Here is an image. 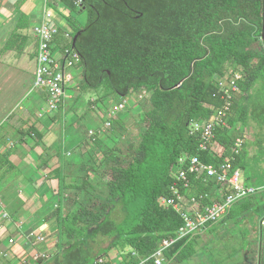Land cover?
<instances>
[{"label":"trees","instance_id":"trees-1","mask_svg":"<svg viewBox=\"0 0 264 264\" xmlns=\"http://www.w3.org/2000/svg\"><path fill=\"white\" fill-rule=\"evenodd\" d=\"M27 1L15 3L18 14L10 20L1 55L21 56L30 45L37 49L30 18L21 12ZM56 1L73 12L66 22L73 38L79 34L75 48L82 57V86L103 88L119 98L141 91L150 96L143 103L144 132L137 144L128 146L129 157L124 160L112 149L104 152L107 166L99 175L106 197L95 194L87 174L68 181L62 168L52 170L60 189L56 209L45 218L54 221L58 233L50 264H95L113 248L125 254L124 264H141L162 240L176 237L183 225L177 212L162 205L182 157L199 155L204 163L222 164L232 156L236 138L244 137L235 135L238 124L244 131L249 124L256 126L254 145L264 148V0ZM77 12L86 13L84 24L76 19ZM63 38H56L60 47L66 45ZM236 70L244 76L238 83L243 95L233 106L228 127L218 129L213 146L202 152L200 140L189 134L190 125L208 120L222 105L215 78L230 77ZM16 135L20 141L44 137L34 126ZM13 153H0V199L9 217L18 222L25 202L13 192L17 183ZM233 166L247 172V185L264 186L259 174L249 175L252 165L245 147ZM68 191H75V197L66 198ZM182 191L203 197V205L216 202L225 192L203 178L193 179L191 190ZM65 201L73 209L65 211ZM118 208L120 221L111 216ZM100 239L111 240L109 249L100 247ZM186 243L177 242L165 257L179 259Z\"/></svg>","mask_w":264,"mask_h":264},{"label":"crops","instance_id":"crops-1","mask_svg":"<svg viewBox=\"0 0 264 264\" xmlns=\"http://www.w3.org/2000/svg\"><path fill=\"white\" fill-rule=\"evenodd\" d=\"M16 1L0 0V47L11 30L10 20L18 14ZM54 5L59 8L56 12L57 23L67 27L66 18L73 12L59 1H56ZM42 11L41 0H28L21 9V12L30 18L32 34L33 25L42 19ZM30 47L32 48V45ZM26 52L19 56V60L26 55ZM36 55L37 49L34 48L32 50L33 60H36ZM109 99L110 101L105 100L102 103V107L100 105L97 107L104 121L106 114L103 107L106 103L114 104L121 98L113 96ZM44 100L45 98L41 96L32 99L26 106L20 108L18 113H13L9 117H4L5 113L0 108V119L2 118L0 121V153L14 152L10 159L15 167V175H17V183L13 192L17 194L16 198H22L25 202L22 217L18 222H14L0 199V264H50V259L57 252L56 224L53 220L46 221L45 218L56 209L58 204L59 181L55 179V173L52 170L60 167L65 176L66 171L63 156L57 151L54 152L53 148L50 150L45 146L58 143L51 137H46L47 125L55 123L49 117H39L42 110L40 103ZM32 105L37 106L40 111ZM30 126H34L44 134L42 140L27 138L20 141L19 138L12 140L9 136L15 135L20 130L28 129ZM244 173L247 172H243L245 179L247 174L245 176ZM251 174L258 176L254 171L249 173L250 176ZM259 176L262 175L259 174ZM263 189L264 186L254 196L237 203L220 222L208 225L202 233L187 241L179 259L166 257L164 264H264V230L259 226L260 219L264 218V193L260 192ZM191 197L188 196V199ZM257 207L260 214L256 215L257 230L254 231L253 236L248 234L245 238L240 233L234 232L233 230L241 225L244 229L251 228L248 217L255 212ZM226 230L232 232L224 237ZM216 237H222L226 242V247L218 248L217 245H213ZM117 253L118 250H111L107 256L109 259L114 258ZM214 253L219 257H214ZM219 253L223 256L222 259ZM38 256L39 258L36 259Z\"/></svg>","mask_w":264,"mask_h":264},{"label":"built area","instance_id":"built-area-1","mask_svg":"<svg viewBox=\"0 0 264 264\" xmlns=\"http://www.w3.org/2000/svg\"><path fill=\"white\" fill-rule=\"evenodd\" d=\"M43 11L42 19L33 25V36L37 41L36 70L34 88L45 94L46 108H42L39 117H55L57 112H65L67 104V90L73 87L78 89L76 79L82 75L83 65L80 53L73 47L74 38L68 27H63L56 21V12L59 10L56 0H41ZM78 7L81 1L76 3ZM63 36L66 45H57L56 38ZM244 78L240 70H236L230 77L227 75L216 76L218 86L217 95L222 105L215 109L213 115L208 120L192 122L190 125V136L200 140L199 150L209 151L213 146L216 131L228 127V119L232 115L233 106L236 100L243 95V91L238 83ZM146 92V91H144ZM71 97V96H70ZM69 97V98H70ZM73 97V96H72ZM121 99H125L120 97ZM93 108H97L93 106ZM105 122L102 128L108 129L112 126L114 119L119 118L125 105L119 103L110 107H105ZM64 115V114H63ZM103 132L91 131V135L99 137ZM245 147V137L238 136L232 148V156L226 158L222 164L214 165L204 163L199 155L182 157L179 160L178 169L173 171V182L169 190L170 195L162 199L165 208L177 212L183 220V225L177 232V236L162 240L158 249L149 257L142 259L141 264L153 263L164 264L165 252L181 240H191L202 233L208 225L215 224L224 219L233 207L250 196H254L260 188L246 184L241 169H235L233 161L240 155ZM176 168V167H175ZM175 170V169H174ZM203 178L205 183L215 182L222 186V191L216 202L203 205L196 196L188 199L183 193L190 191L193 179ZM259 226L264 230V218L259 221ZM13 242L12 240L10 241ZM108 254L98 256L95 264H124L125 254L119 252L116 257L109 259ZM135 256V253H133ZM36 257V259H38Z\"/></svg>","mask_w":264,"mask_h":264},{"label":"rangeland","instance_id":"rangeland-1","mask_svg":"<svg viewBox=\"0 0 264 264\" xmlns=\"http://www.w3.org/2000/svg\"><path fill=\"white\" fill-rule=\"evenodd\" d=\"M76 19L84 24L87 19L86 13L77 12ZM32 50H34L33 46L27 49L26 55L23 56V58L20 57L21 60H19V56L13 52L7 53L6 55L0 54V64L2 63L0 65V108L5 113L4 117H9L13 113H18L19 109L26 106L32 99L39 98L40 96L43 99L45 98L43 97V92L34 88L36 61L32 58ZM82 79V75L76 79L78 89L73 87L67 90V104L65 112L63 113L64 115L61 110L57 112L56 116L53 118L46 116L55 123L54 125H47L45 129H48L46 131V137H51L56 140L58 144L45 146L49 147L50 150L53 148L52 150L54 152L57 151L63 156V163L65 165L66 178L68 181L75 178L81 180V178L87 174L88 181L94 188L95 194L100 197H106V184L99 175V171L104 170L107 166L104 152L108 149H112L124 160L129 157L128 146L137 144L144 132L142 120L146 108L143 107V103L150 95L147 92L141 91L125 99H118L114 104H110V102L106 103L103 108L117 105L118 102H121L125 105V109L119 114V118L113 120L111 127L104 129L102 126L105 121L102 120L103 117L98 113L99 108H93V106L98 107L100 105L102 107V103H104L105 100L110 101L107 97L111 94H107L103 88L98 90L84 88L81 83ZM70 96H73V98L70 99ZM111 97L113 96L111 95ZM97 99L100 100L99 104L96 103ZM40 104L42 108H46L47 106L45 100L43 102L41 101ZM32 106L37 109V111H40L37 106ZM45 121L48 123L47 119ZM114 123H117V126H115ZM99 124H101V126ZM238 127H240V124H238L235 129V135L242 134L245 137V150L249 154L252 171L262 175L261 177L264 178V148L254 145L257 141L256 135L259 129L253 124H249L246 131ZM98 129L103 131L99 134L98 138L95 137V135H91V131L96 133ZM11 138L12 140H16L18 139V135L15 137L11 135ZM32 138L37 140L35 136H32ZM98 141H101L102 144L98 145ZM249 172H251V169ZM80 182L81 181H79V183ZM260 192L264 193V189ZM75 194V191H68L65 197L73 198ZM73 206L74 205L67 204L65 201V211L73 209ZM258 211L257 207L255 212L248 217L251 228L246 227V229H244L241 225L237 226V229L233 231L240 233L242 236H245V238L248 234L253 236L254 231L257 230L256 215L260 214ZM111 216L117 221H120L119 217H121V214L119 208L112 212ZM239 224L240 223H238V225ZM224 232H227L224 236L226 237L227 234L232 231L226 230ZM99 243L101 245L100 247L107 250L109 249L111 240L100 239ZM213 245H217L218 248H223L226 247V242L222 237H216ZM111 250H117V248ZM214 257L219 256L214 253ZM220 257L221 259L223 258L221 254Z\"/></svg>","mask_w":264,"mask_h":264},{"label":"water","instance_id":"water-1","mask_svg":"<svg viewBox=\"0 0 264 264\" xmlns=\"http://www.w3.org/2000/svg\"><path fill=\"white\" fill-rule=\"evenodd\" d=\"M78 36H79V34L77 36H75V38H74V41H73V47L74 48L76 47V42H77Z\"/></svg>","mask_w":264,"mask_h":264},{"label":"bare ground","instance_id":"bare-ground-1","mask_svg":"<svg viewBox=\"0 0 264 264\" xmlns=\"http://www.w3.org/2000/svg\"><path fill=\"white\" fill-rule=\"evenodd\" d=\"M188 157V156H187ZM173 181V180H172ZM209 230V229H208ZM8 264V263H7Z\"/></svg>","mask_w":264,"mask_h":264}]
</instances>
